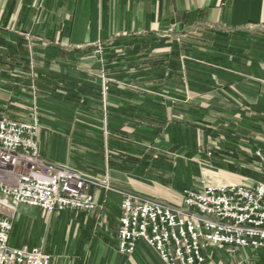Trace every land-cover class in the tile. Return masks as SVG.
Segmentation results:
<instances>
[{"label":"crops","instance_id":"obj_1","mask_svg":"<svg viewBox=\"0 0 264 264\" xmlns=\"http://www.w3.org/2000/svg\"><path fill=\"white\" fill-rule=\"evenodd\" d=\"M99 47L116 56L101 57ZM156 81L158 89L146 87ZM145 96L162 98V111L146 106L155 117L142 118ZM157 114L160 138L149 134ZM0 116L36 119L45 159L108 174L120 190L171 205L203 185L142 180L140 139L179 154L187 179L185 160L214 149L199 172L215 184L249 186L252 167L235 162L249 164L264 148V0H0ZM96 201L92 213L44 216L20 206L10 245L42 248L51 264H166L144 242L131 256L120 254L121 198L98 190Z\"/></svg>","mask_w":264,"mask_h":264},{"label":"built area","instance_id":"obj_2","mask_svg":"<svg viewBox=\"0 0 264 264\" xmlns=\"http://www.w3.org/2000/svg\"><path fill=\"white\" fill-rule=\"evenodd\" d=\"M97 53H101L99 47ZM37 122L0 116V264H51L42 248L10 245V217L19 206L49 214L92 213L96 191L121 198L118 251L131 256L140 242L166 264H219L214 251L232 256L264 251V182L251 186L203 184L184 190L179 205L120 190L109 176H92L45 159L39 148ZM264 167V148L254 151ZM232 264H250L240 259Z\"/></svg>","mask_w":264,"mask_h":264},{"label":"rangeland","instance_id":"obj_3","mask_svg":"<svg viewBox=\"0 0 264 264\" xmlns=\"http://www.w3.org/2000/svg\"><path fill=\"white\" fill-rule=\"evenodd\" d=\"M167 36L168 37L172 36V39H174V41H176V42H181V40H182L181 37H175V34L168 33ZM100 49H101V53H97V54L100 55L101 57H103L104 48H100ZM106 92H107V87L104 88L103 94H106ZM103 99H105V98H103ZM34 114H36V109L34 110ZM34 122H37L36 119H34ZM143 137H145V139H147L149 136H147L144 133H142V138ZM141 141H143V140L140 139V141H139L142 144L141 145L142 152H141V155H140V157H141L140 158V171H141V173H140L141 176L140 177H141L142 180H145V179L146 180H151V181L156 182L157 184H160V185H163V186H167L168 184H170L174 188L176 186H181L182 183L187 182V180H192L193 183L199 182V180H200V183H202V185L203 184H208V183H216V179L215 178H212L209 175H206L204 172H199V168L200 167L205 168L204 165H207L208 163H211V161H209V158H211L212 155L214 156V154H213V150L214 149L213 150L212 149L209 150L210 154L205 159H196L194 161H191V160L189 161V160H185L184 159L185 162H187L190 165V168H189L190 172H189V175H188L189 179H187L184 176V174L181 175V173L179 171L180 170L179 167L181 165V162H183L179 154L178 155H174V154H172L170 152L162 151L160 148H158V146L156 145L155 142L152 143V142H144V141L141 142ZM48 149H49V151L51 153V146H48ZM254 151L255 150H253L252 153H251V158H250L251 162L249 164L245 163V162H238V161L235 162V163H238V164H245L247 166H251L252 167L253 176L250 177V178H246V179H252V183L249 186H251V185H253L254 183H257V182H264V167L255 158ZM231 162L232 163L234 162L233 159L231 160ZM61 165L67 166L65 164H61ZM67 167H69V166H67ZM197 172H199V176H198ZM106 175L109 176L108 174H105V175H102V176H106ZM109 178H110V176H109ZM110 181L112 183L111 178H110ZM220 184H222V183H220ZM112 185H113V183H112ZM246 186H248V185H246ZM133 193H135V192H133ZM136 194H139V193H136ZM139 195L144 196L142 194H139ZM145 197H147V196H145ZM18 208L10 216L12 218V222L13 223H15L16 220L18 219V217H17ZM38 211L41 214L43 213L44 216L47 213V212L44 213L45 211L43 212V210L42 211L38 210ZM47 214H49V213H47ZM36 217H38V218H36ZM31 219H34L35 222L36 221H41V217H39V216H33V217H31ZM17 222H18V226L17 227H19V220H17ZM35 222H34V226L33 227H35ZM20 226L22 227L23 225L20 224ZM33 231H35V228L33 229ZM47 240H48L47 242H49V239H47ZM216 252H217V250H215V253ZM262 254H264V251L257 252V253H253L252 252V254H249V252H245V253H239L237 256H232V254L229 253L228 251H226L225 249H221V251L218 252L217 256H215V254H214V257L218 258V263L219 264H232L233 261H235V260L237 261V260H240V259H242V260H244V261H246L247 263H250V264H259L257 256H260Z\"/></svg>","mask_w":264,"mask_h":264},{"label":"trees","instance_id":"obj_4","mask_svg":"<svg viewBox=\"0 0 264 264\" xmlns=\"http://www.w3.org/2000/svg\"><path fill=\"white\" fill-rule=\"evenodd\" d=\"M136 51H143V52H147L148 50H143L141 49L139 46H137V50ZM105 58H108V57H115L116 56V50H110V51H104V55H103ZM158 62V61H157ZM157 62H152L154 65L157 64ZM151 63V61H150ZM28 71H29V68H25V74H28ZM15 82V81H14ZM13 81H11L10 83L13 84L14 83ZM22 84L26 87V90L29 91L30 93H32L30 87H31V80L28 79L27 77L25 78V80H22ZM155 85V86H153ZM160 86H162V82L161 81H156L155 83H152V85H148L146 87H149V88H153V89H158ZM32 97V95H31ZM75 98V97H74ZM73 98V99H74ZM162 98H156V97H150V96H145L143 97V104L145 105L144 107V112L142 113V118H150L152 116L155 117V114H152L147 108L146 106H149V105H154L156 106L160 111L163 110V102L161 100ZM157 117H159L158 121V127L155 128L153 130V132L149 133L148 131H143L142 133H144L145 135H152V136H157L159 137L160 134L164 131V123H163V118L161 116V114H157ZM149 133V134H148ZM258 263L259 264H264V254L260 255L259 258H258Z\"/></svg>","mask_w":264,"mask_h":264}]
</instances>
